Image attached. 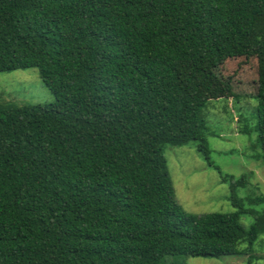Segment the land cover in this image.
<instances>
[{"label":"trees","instance_id":"16d2710c","mask_svg":"<svg viewBox=\"0 0 264 264\" xmlns=\"http://www.w3.org/2000/svg\"><path fill=\"white\" fill-rule=\"evenodd\" d=\"M257 61L264 166V0H0V73L37 69L49 104L0 100V264H162L251 250L230 213H186L164 150L208 160L204 97L186 98L180 64ZM232 181V182H231ZM256 201L263 203L264 198ZM175 264V263H173Z\"/></svg>","mask_w":264,"mask_h":264},{"label":"rangeland","instance_id":"374dc122","mask_svg":"<svg viewBox=\"0 0 264 264\" xmlns=\"http://www.w3.org/2000/svg\"><path fill=\"white\" fill-rule=\"evenodd\" d=\"M180 85L186 98L204 97L201 117L209 127L208 160L194 145L167 146L164 156L175 199L183 210L195 216L230 213L236 209L229 201V183L221 176L242 179L237 196L247 211L240 224L247 229L255 213L264 209V166L250 158L257 134H244V126L256 123L257 61L243 57L180 64ZM0 100L16 105L49 104L54 97L40 79L37 69L0 73ZM232 182V181H231ZM238 254L220 258H165L162 264H264V234L251 250L246 244L236 248Z\"/></svg>","mask_w":264,"mask_h":264}]
</instances>
